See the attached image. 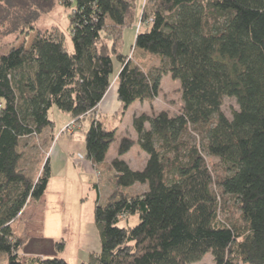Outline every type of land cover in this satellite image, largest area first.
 <instances>
[{
	"label": "trees",
	"instance_id": "1",
	"mask_svg": "<svg viewBox=\"0 0 264 264\" xmlns=\"http://www.w3.org/2000/svg\"><path fill=\"white\" fill-rule=\"evenodd\" d=\"M59 2L75 5L73 51L59 28L0 51V253L8 264H68L20 253L14 223L43 198L52 174L49 159L35 177L21 168L22 140L54 124L52 106L87 115L86 155L102 167L117 132L96 108L110 86L126 112L154 102L168 74L180 82L181 108L134 116L136 140L120 139L109 163L113 189L94 208L101 247L88 264H191L211 252L215 264H264V0H4L0 22L11 33L33 31ZM138 21L132 50L158 59L149 69L121 49ZM226 97L239 104L232 117ZM135 144L148 155L141 169L122 158ZM136 184L146 189L134 192ZM132 215L137 224H121Z\"/></svg>",
	"mask_w": 264,
	"mask_h": 264
},
{
	"label": "rangeland",
	"instance_id": "2",
	"mask_svg": "<svg viewBox=\"0 0 264 264\" xmlns=\"http://www.w3.org/2000/svg\"><path fill=\"white\" fill-rule=\"evenodd\" d=\"M138 2L140 7H143L146 0H138ZM1 4H4V0H0V6ZM74 6L66 7L59 2L51 11L40 13L33 23L35 28L33 31L20 29L11 33V27L0 22V51L6 52L10 46L25 41L27 45H30L38 31L57 28L65 36L68 49L73 51L70 17ZM142 28L140 21L136 23V26L126 28L121 49L123 53H129V58L135 63L149 69L158 65V59L149 53L142 52L139 48L132 50L136 33ZM114 65L117 72L119 65L116 59ZM112 85L108 90V92L112 90L108 99L112 98L115 93L116 87ZM160 85L161 92L152 103L138 100L127 108L128 112H123L122 106L118 116H115V113H107L106 110L102 111L101 121L108 127L116 129L117 134L103 166L97 169L86 155L84 137L85 131L91 125L90 117L83 116L76 119L71 117L70 113L52 106L49 110V118L54 124L46 128L40 136L32 135L22 140L20 144L23 153L22 169L35 177L40 174L48 159L52 168L51 179L42 200H32L14 223L17 234L24 239L20 252L22 256H60L65 258L68 264H88L91 253H97L100 250V232L95 227L94 208L98 202L105 204L113 189V171L109 163L114 154L118 156L120 139L125 136H134L132 138L136 140L137 132L133 126L134 116L142 112L149 114L160 110L175 114L181 108L180 82L168 74L162 77ZM238 108L239 104L235 98H224L222 109L226 116L232 117V112ZM120 115L123 116V120L119 119ZM192 135L197 141L199 140L196 133ZM145 157L146 153L137 144L122 156L131 167L136 169H141L146 165ZM206 159L209 162L217 161L208 154H206ZM144 189H146L144 184H136L132 187L134 192H142ZM138 222V216L132 215L129 222L123 219L121 224L132 226ZM57 241H63L64 245H58ZM0 264H8V258L2 252L0 253ZM191 264H215L212 252L207 253L200 261Z\"/></svg>",
	"mask_w": 264,
	"mask_h": 264
},
{
	"label": "crops",
	"instance_id": "3",
	"mask_svg": "<svg viewBox=\"0 0 264 264\" xmlns=\"http://www.w3.org/2000/svg\"><path fill=\"white\" fill-rule=\"evenodd\" d=\"M112 86H114V87H116V82L115 83H113V85ZM111 91L112 90H110L108 93H106V95L104 96V98H103V101L97 106V108H96V114H97V116H99L100 117V119H101V113H102V111L103 110H106L107 111V113L109 112V113H115V116H118L119 114H120V110H122L121 108H122V106H123V104H122V102L119 100V98H118V94H117V87H116V89H115V93L113 94V97L112 98H110V99H108V96L110 95V93H111ZM141 102H146V103H148L147 101H141ZM132 106V105H131ZM130 106V107H131ZM129 107V108H130ZM129 111V110H128ZM127 111V112H128ZM145 111V110H144ZM87 116V115H86ZM87 117H89V116H87ZM123 118V116H121L120 115V117H119V119H121V120H123L122 119ZM123 125V124H122ZM118 128H120L119 126H117ZM133 138H134V136H132ZM84 139H85V137H84ZM109 152V151H108ZM107 152V153H108ZM117 155H113L112 156V158H111V160L114 158V157H116ZM146 159H144L145 160V162L147 161V159H148V155L146 154V157H145ZM110 160V161H111ZM126 162H127V160H125ZM128 163V162H127ZM146 164V163H145ZM144 167V166H143ZM142 168V167H141ZM134 169H136V168H134ZM40 200H42V198L40 199ZM46 208H47V206H46ZM45 208V209H46ZM96 227V226H95ZM97 230V229H96Z\"/></svg>",
	"mask_w": 264,
	"mask_h": 264
}]
</instances>
